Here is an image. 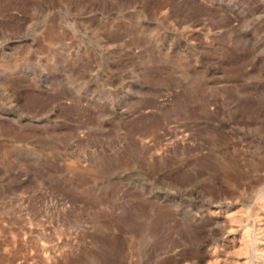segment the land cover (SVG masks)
Segmentation results:
<instances>
[{
    "label": "rangeland",
    "instance_id": "1",
    "mask_svg": "<svg viewBox=\"0 0 264 264\" xmlns=\"http://www.w3.org/2000/svg\"><path fill=\"white\" fill-rule=\"evenodd\" d=\"M0 264H264V0H0Z\"/></svg>",
    "mask_w": 264,
    "mask_h": 264
},
{
    "label": "bare ground",
    "instance_id": "2",
    "mask_svg": "<svg viewBox=\"0 0 264 264\" xmlns=\"http://www.w3.org/2000/svg\"><path fill=\"white\" fill-rule=\"evenodd\" d=\"M184 259V258H183ZM179 261V260H178Z\"/></svg>",
    "mask_w": 264,
    "mask_h": 264
}]
</instances>
